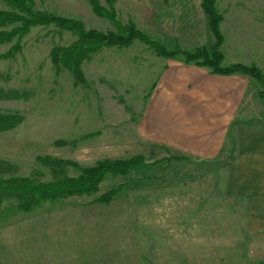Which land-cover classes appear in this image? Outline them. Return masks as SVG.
I'll return each instance as SVG.
<instances>
[{
  "label": "rangeland",
  "instance_id": "obj_1",
  "mask_svg": "<svg viewBox=\"0 0 264 264\" xmlns=\"http://www.w3.org/2000/svg\"><path fill=\"white\" fill-rule=\"evenodd\" d=\"M135 1L115 0L122 24L134 20L168 50H196L172 37L179 28L173 26L176 21L187 27L186 20L175 16L181 11L178 3H169L168 25L158 27L156 0ZM190 3L192 8L195 0ZM34 4L40 11L80 20L86 29L116 31L93 13L87 0ZM0 9L11 8L0 0ZM224 32L235 37L227 45L237 42L236 51L244 58L255 56L264 74V46L258 43L264 23ZM75 38L53 25H39L19 43L13 38L0 44V54L20 46L0 59V113L23 117L16 127L0 132V176L51 182L78 176L104 159L142 156L144 162L126 175H107L91 195L42 202L30 211L12 201L2 203L0 264H264V217L258 216L264 212L250 216V202L230 192V171L221 167L230 157L215 161L221 165L214 168L207 162L176 160L136 139L134 120L153 77L143 63L159 55L138 40L128 47L102 48L81 63L84 82L79 83L68 70L56 72L50 60L53 47L68 46ZM258 108L264 116V101ZM45 157L67 163L55 168V176ZM109 190L116 191L110 202L95 201Z\"/></svg>",
  "mask_w": 264,
  "mask_h": 264
},
{
  "label": "crops",
  "instance_id": "obj_2",
  "mask_svg": "<svg viewBox=\"0 0 264 264\" xmlns=\"http://www.w3.org/2000/svg\"><path fill=\"white\" fill-rule=\"evenodd\" d=\"M201 1L195 0L191 8L190 0H156L155 24L158 27L168 25L164 19L169 14V3H178L181 11L175 16L186 20L187 27L182 28L176 21L173 26L179 28L174 27L172 37L185 41L190 50L209 49L214 36ZM216 8L222 15L220 52L223 66L242 63L260 69L255 56L244 58L236 51L237 42L232 47L227 45L232 44L235 37H226L224 31L230 34L232 26L262 25L264 2L217 0ZM130 21L137 26L134 20ZM261 38L258 43L264 46ZM151 57L153 61L142 62L152 71L153 77L134 120L136 139L184 160L207 162L214 168L221 165L215 161L230 157L221 166L230 171V192L250 202V216H255V211L264 212V116L257 112L258 103L264 101L259 95L260 83L242 73H215L208 67L187 63L181 57ZM258 216L264 217V213Z\"/></svg>",
  "mask_w": 264,
  "mask_h": 264
},
{
  "label": "trees",
  "instance_id": "obj_3",
  "mask_svg": "<svg viewBox=\"0 0 264 264\" xmlns=\"http://www.w3.org/2000/svg\"><path fill=\"white\" fill-rule=\"evenodd\" d=\"M11 9H0V26L13 25L10 30H0V44L10 42L13 38L20 39L28 33L31 27L53 25L58 29L69 31L75 40L68 46H55L50 51V60L55 71L62 69L72 73L77 82H84L81 63L102 48L117 46L128 47L134 40L145 44L157 55L175 57L182 54L184 61L208 67L212 72L220 74L242 73L254 77L262 86L260 97L264 98V76L261 70L253 64L245 65L235 63L228 66L221 65L222 54L220 46L223 36L220 31L221 15L217 12L216 0H202L201 8L208 18L209 28L214 36V43L209 48L199 47L193 52H184L176 48L168 50L164 45L149 38L130 20L122 24L116 18V10L113 0H105V6L98 0H87L93 13L111 22L116 31H101L86 29L80 20L63 17L48 11H40L35 8L34 0H1ZM11 48L7 53L0 54V59L13 55L20 46ZM16 51V52H17ZM7 95V94H6ZM5 95V96H6ZM23 121L18 113H0V132L10 130ZM182 160V157H173ZM48 167L56 176L55 168L61 167L67 162L44 158ZM142 156H133L125 159H104L95 165L85 167L78 176H59L51 182H40L28 176H0V207L6 201H12L21 211H30L42 202L57 201L72 196L91 195L98 191L99 184L107 175H126L131 170L143 165ZM116 194L115 190H109L95 199L96 202L108 203Z\"/></svg>",
  "mask_w": 264,
  "mask_h": 264
}]
</instances>
